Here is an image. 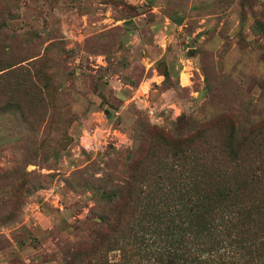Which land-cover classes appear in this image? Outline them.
Returning <instances> with one entry per match:
<instances>
[{
  "label": "rangeland",
  "instance_id": "374dc122",
  "mask_svg": "<svg viewBox=\"0 0 264 264\" xmlns=\"http://www.w3.org/2000/svg\"><path fill=\"white\" fill-rule=\"evenodd\" d=\"M18 67L52 76L44 94L0 78V264H64L81 241L113 236L100 213L129 225L149 183L190 176L192 159L209 181L254 182L264 206V0H0V75ZM181 116L193 121L174 147L142 136L175 133Z\"/></svg>",
  "mask_w": 264,
  "mask_h": 264
},
{
  "label": "trees",
  "instance_id": "16d2710c",
  "mask_svg": "<svg viewBox=\"0 0 264 264\" xmlns=\"http://www.w3.org/2000/svg\"><path fill=\"white\" fill-rule=\"evenodd\" d=\"M8 75L31 82L43 94L46 81L52 76L41 69L18 67L0 78ZM67 106H61L54 132L48 136L52 158L66 141V127L72 116ZM177 120L175 133L148 127L142 136L156 135L164 145L174 147L169 142L171 134L183 133L180 124L187 127L193 121L185 116ZM195 127L198 126L192 129ZM41 140L35 136L31 142L36 145ZM142 141L137 138L129 152L131 157L141 152ZM199 159L197 163L191 160L194 166L186 171L190 176L174 169L175 181L161 176L157 183H149V196L129 225L119 217L100 213L97 219L101 226L113 224V236L95 233L92 240L76 244L81 247L64 264H264V206L247 194L248 189H254V182L248 187L239 182L209 181L214 171ZM176 160L181 162L182 156ZM7 172L2 170L3 175ZM110 243L112 247L108 249Z\"/></svg>",
  "mask_w": 264,
  "mask_h": 264
},
{
  "label": "crops",
  "instance_id": "0c3cea01",
  "mask_svg": "<svg viewBox=\"0 0 264 264\" xmlns=\"http://www.w3.org/2000/svg\"><path fill=\"white\" fill-rule=\"evenodd\" d=\"M154 81H155V80H154V78L152 77V78H148V79H147V82H146V83L148 84V87L150 86L149 88L151 89L152 93H154V91H156V89H155L154 86L159 82V81L157 80V81H155V83H156V84H155ZM179 83H180L181 85H185V83H183L182 80H181ZM152 89H153V90H152ZM153 95H154V94H153ZM103 112H104V114H103V115H104V116H103L104 119H103V120L107 119V121H111L113 115H111L110 113H108L106 110H104Z\"/></svg>",
  "mask_w": 264,
  "mask_h": 264
}]
</instances>
